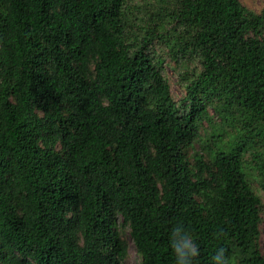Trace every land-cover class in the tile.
<instances>
[{
    "label": "trees",
    "instance_id": "1",
    "mask_svg": "<svg viewBox=\"0 0 264 264\" xmlns=\"http://www.w3.org/2000/svg\"><path fill=\"white\" fill-rule=\"evenodd\" d=\"M148 4L0 0V264H121L119 213L141 264H175L177 222L194 264H264V10ZM156 39L200 63L181 103Z\"/></svg>",
    "mask_w": 264,
    "mask_h": 264
},
{
    "label": "rangeland",
    "instance_id": "2",
    "mask_svg": "<svg viewBox=\"0 0 264 264\" xmlns=\"http://www.w3.org/2000/svg\"><path fill=\"white\" fill-rule=\"evenodd\" d=\"M244 5L248 8L256 11L262 12L264 10V0H241ZM132 4L142 5L145 4V0H130ZM152 0H149L148 7L151 6ZM147 5V4H146ZM142 23V22H141ZM136 29V27H134ZM152 49L154 51V55L156 58H160L163 60L161 66L163 72L168 79L172 95L174 99L181 103L183 101L184 96L186 95V85L188 79L192 77V73L195 69L200 68V63L196 59H191L187 55H177L175 51L170 48L164 41H159L156 39L154 43L151 44ZM211 112L213 110L210 108ZM215 120L219 122V118L216 117ZM203 124H207L205 120ZM202 140H198L195 142L194 148L197 151H203ZM246 178L248 183L250 184L251 189L255 192V194L259 197L261 201V215L262 220L260 224L261 235H260V249L262 254L264 255V181L259 176L258 171L246 167ZM117 228L120 231V235L122 238L128 243L127 253L122 258L121 264H141L142 256L138 251V248L133 240L131 235V228L128 223H124L122 215L117 214Z\"/></svg>",
    "mask_w": 264,
    "mask_h": 264
},
{
    "label": "clouds",
    "instance_id": "3",
    "mask_svg": "<svg viewBox=\"0 0 264 264\" xmlns=\"http://www.w3.org/2000/svg\"><path fill=\"white\" fill-rule=\"evenodd\" d=\"M214 238L221 240L226 237L224 229H217ZM169 247L174 256L175 264H194L201 255L198 239L192 229L183 222L173 224L168 235ZM213 264H232V258L226 247H217L212 257Z\"/></svg>",
    "mask_w": 264,
    "mask_h": 264
}]
</instances>
